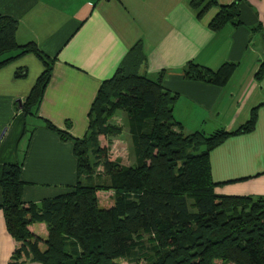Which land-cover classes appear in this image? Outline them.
I'll return each mask as SVG.
<instances>
[{"label": "trees", "instance_id": "16d2710c", "mask_svg": "<svg viewBox=\"0 0 264 264\" xmlns=\"http://www.w3.org/2000/svg\"><path fill=\"white\" fill-rule=\"evenodd\" d=\"M189 6L197 18L209 7L217 8L207 23L212 31L227 23L242 24L237 0L224 5L190 0ZM16 28L15 19L0 15V67L24 53L33 54L43 67L20 103L25 116L34 114L39 105L53 58L34 42L18 44ZM139 55L135 43L127 59ZM234 66L226 61L210 70L188 61L182 66V78L220 86ZM132 70L121 64L100 82L80 138L42 120L45 129L71 141L75 181L67 190L38 206L23 205L19 164L2 166L0 209L15 243L7 264H119L117 259L137 264L139 256L142 264H264V195L216 194L208 161V152L225 137L253 129L256 109L232 132L183 133L171 113L175 95L162 88V72L149 78ZM116 110L125 114L132 166L109 160L107 148L98 146V135L120 132L119 125L107 122ZM99 164L102 173L94 174ZM102 175L106 182L96 183L94 179ZM100 190H111L110 206H98ZM38 222L45 226L44 237L27 228Z\"/></svg>", "mask_w": 264, "mask_h": 264}, {"label": "crops", "instance_id": "0c3cea01", "mask_svg": "<svg viewBox=\"0 0 264 264\" xmlns=\"http://www.w3.org/2000/svg\"><path fill=\"white\" fill-rule=\"evenodd\" d=\"M189 1L0 0V15L17 21L16 42H34L53 58L32 115L24 116L20 103L42 64L24 53L0 67V172L5 164H19L23 205L38 206L75 181L71 141L45 129L42 120L73 137L83 136L100 82L121 64L149 78L162 72V88L175 95L171 113L181 130L232 132L256 109L253 129L225 137L208 152V161L216 194L264 195V0H237L242 24L227 23L217 31L207 27L217 8L209 7L197 18ZM135 43L140 55L127 59ZM188 61L210 70L226 61L235 66L217 86L182 78ZM21 70L24 75L15 76ZM119 134L97 136L108 157ZM27 228L45 236L41 224ZM14 246L0 209V264H7Z\"/></svg>", "mask_w": 264, "mask_h": 264}, {"label": "rangeland", "instance_id": "374dc122", "mask_svg": "<svg viewBox=\"0 0 264 264\" xmlns=\"http://www.w3.org/2000/svg\"><path fill=\"white\" fill-rule=\"evenodd\" d=\"M123 113L121 110H116L113 115L108 119V123L109 124H115V125H120L121 126V130H120V134H119V138H117L116 141V146H114V148H112V152L109 153V157H108V153L106 152V155L108 158H110L109 160H118V163L124 166H132L135 162L134 159V153H133V149H132V144L129 138V134L127 132L126 129V118H123V115L121 114ZM184 130V129H182ZM192 132V131H191ZM183 133H189V131L184 130ZM205 135L209 134V133H204ZM114 136V135H113ZM104 140L100 139L99 142L103 143ZM102 144L98 143V146H101ZM115 156V157H114ZM114 157V158H113ZM90 161H94L93 157L90 156ZM102 166L99 164L97 167H95V169L93 170L94 174H97V172L102 173ZM105 175L100 176V178H95L94 181L96 183H105L106 179H104ZM97 204L99 207H107L110 206L112 204V192L111 190L108 191H97ZM34 225L36 224H41L42 227L45 226L43 223H33ZM35 235V234H34ZM145 237V236H144ZM119 264H130V261H126L124 259H117L116 260ZM137 264H142L144 262L143 258L141 256H139V258L136 260ZM215 264H220V262H215Z\"/></svg>", "mask_w": 264, "mask_h": 264}]
</instances>
